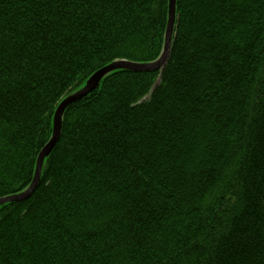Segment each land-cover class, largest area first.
<instances>
[{"label": "trees", "instance_id": "1", "mask_svg": "<svg viewBox=\"0 0 264 264\" xmlns=\"http://www.w3.org/2000/svg\"><path fill=\"white\" fill-rule=\"evenodd\" d=\"M169 0H0V198L32 182L67 96L162 53ZM0 264H264V0H176L162 70L64 111Z\"/></svg>", "mask_w": 264, "mask_h": 264}, {"label": "water", "instance_id": "2", "mask_svg": "<svg viewBox=\"0 0 264 264\" xmlns=\"http://www.w3.org/2000/svg\"><path fill=\"white\" fill-rule=\"evenodd\" d=\"M175 3L176 0H169L168 4V22H167V28L165 32L164 37V47L162 54L160 58L150 64H134L129 63L125 61H116L113 62L107 66L102 67L98 71H96L87 81L85 86L77 91L76 93L66 97L57 107L54 118H53V131L52 136L49 140V142L43 147V149L40 151L37 160H36V166L34 171L33 180L30 184V186L23 192L4 197L0 199V205L10 202H21L26 200L30 197V195L35 190V187L38 183L39 177H40V170L43 163V160L51 153L53 150L55 144L57 143L59 136H60V130H61V120L62 115L65 111V109L72 103L80 100L87 94H89L91 91L97 88L99 85V82L101 79L108 73L119 70V69H126L133 72H150V71H156V70H162V68L165 66L168 56H169V50H170V43H171V36H172V30H173V24L175 19Z\"/></svg>", "mask_w": 264, "mask_h": 264}]
</instances>
